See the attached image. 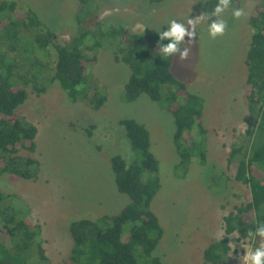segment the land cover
I'll return each mask as SVG.
<instances>
[{
	"label": "rangeland",
	"instance_id": "rangeland-1",
	"mask_svg": "<svg viewBox=\"0 0 264 264\" xmlns=\"http://www.w3.org/2000/svg\"><path fill=\"white\" fill-rule=\"evenodd\" d=\"M17 1L34 8L60 39L70 40L80 30L93 31L95 20L103 22V30L124 26L129 33L155 37L156 30L167 29L166 21L176 19L186 24L189 18L205 12L211 0H86L84 8L81 0ZM235 2L231 8H241L245 14L234 19L230 8L224 14L228 27L223 36L212 39L207 24H198L196 38H184L181 50H189L187 57L181 59L178 52L173 63L176 76L205 100L204 163L196 157L182 163L175 141L176 122L169 110L147 93L134 101L125 99L132 69L116 58L124 54V45L117 37L106 35V30L97 36L101 46L86 49L91 59L96 55L85 70L88 85L107 96L101 109L71 101L57 81H48L47 86L52 83L42 94L28 88L29 97L17 113L37 126V149L33 153L22 150L20 154L32 156L39 164L32 178L1 175L0 191L6 196V205L20 208L25 218L41 226L51 264H71L73 221L114 215L131 202L129 195L119 191L112 168L115 155H121L129 165L141 160L120 123L125 118L148 127L152 151L160 161L161 187L152 208L163 225L164 237L155 256L166 264H205L206 248L221 240V232L225 236L224 218L235 206L247 203L249 190L248 185L232 178L237 164H230L229 157L234 145L244 143L254 122L247 101L246 56L254 32L248 18L256 14L260 0ZM214 19L211 17L209 23ZM137 25H143L144 32ZM94 40L89 34L85 43L91 46ZM153 47L160 51L159 43ZM18 51L27 61L33 52L48 58L30 39L21 43ZM52 56L56 58L57 54ZM191 140H201L197 131L188 134L189 144ZM128 227L124 240L129 239ZM236 232L239 238L232 234L230 241L235 251L219 264H243L238 259L245 254L241 242L250 244L251 250L259 246V237L251 240ZM33 252L38 253L37 246ZM136 255L141 264L148 263L143 247L136 249ZM34 262L42 264L37 257Z\"/></svg>",
	"mask_w": 264,
	"mask_h": 264
},
{
	"label": "trees",
	"instance_id": "trees-1",
	"mask_svg": "<svg viewBox=\"0 0 264 264\" xmlns=\"http://www.w3.org/2000/svg\"><path fill=\"white\" fill-rule=\"evenodd\" d=\"M81 1L84 8L86 0ZM216 3L217 0H211L206 11L210 12ZM233 3L235 0H231ZM94 22L93 31L83 29L70 40L60 39L58 32L48 27L28 4L0 0V176L5 173L23 178L35 176L39 161L20 152L36 151L38 128L17 113L29 97L30 86L42 94L57 81L73 102H83L95 110L105 104L106 94L89 86L85 73L88 63L96 59V55L92 59L87 56L86 49L101 46L97 36L106 30L102 21ZM248 23L254 32L246 56L247 101L254 122L246 132L244 143L234 145L229 157L230 164H237L232 178L249 186L247 203L235 206L224 218L225 237L206 248L205 264H219L226 259L234 232L247 235L249 230L255 232L264 223V0H260L256 14L249 16ZM106 31V35L121 40L124 54L121 57L117 54L116 58L132 69L125 99L134 101L147 93L169 110L176 122L175 141L182 163L195 157L204 163L207 157V131L202 121L205 100L176 76L173 63L178 52L164 57L155 50L158 34L154 37L129 33L124 26H112ZM89 34L96 38L91 46L85 43ZM28 38L48 58L34 52L29 61L22 58L19 45ZM168 42V38L163 40L164 44ZM54 53L56 58L52 56ZM120 123L141 156L140 161L130 165L121 155L112 157L118 189L129 195L131 202L117 214L71 223L74 240L71 264H141L136 255L140 246L148 258L147 264H166L154 254L164 237V228L152 208L161 180L160 161L152 151L151 133L144 123L135 119L125 118ZM193 131L198 132L201 140H191L189 144L188 134ZM5 199L0 191V264H40L34 262L35 257L42 264H51L43 246L41 226L25 218L20 208L6 205ZM127 226L129 239L124 240ZM35 246L38 253H31Z\"/></svg>",
	"mask_w": 264,
	"mask_h": 264
},
{
	"label": "clouds",
	"instance_id": "clouds-1",
	"mask_svg": "<svg viewBox=\"0 0 264 264\" xmlns=\"http://www.w3.org/2000/svg\"><path fill=\"white\" fill-rule=\"evenodd\" d=\"M230 8L231 0H218V3L215 4L214 8L210 12H201L195 18H189L186 24L179 22L176 19L166 21V25H168L166 30H156L159 36L158 43L161 55L168 57L179 52L181 59L186 58L189 50L187 48H183V50H181V46L185 42L184 38L185 36H188L189 41L196 38L197 25L200 23L207 24V32L212 39L223 36L228 27V22L227 19L224 18V14L228 12ZM244 14V10L241 8H231L230 15L234 19H238ZM211 17H215V19L209 23ZM137 27L141 32H144L145 28L143 25H137ZM165 38H168L169 40L167 44L163 43ZM247 235L251 240H255L256 237H259V246L255 247L254 250H251L250 244L241 242V246L245 249V254L238 256V259H242L243 264H264V223L259 224L255 232L249 230ZM233 236L239 238L238 232H234ZM224 237V233L221 232L218 239L222 240ZM229 247L231 249L229 255H232L236 248L235 244L230 243Z\"/></svg>",
	"mask_w": 264,
	"mask_h": 264
}]
</instances>
